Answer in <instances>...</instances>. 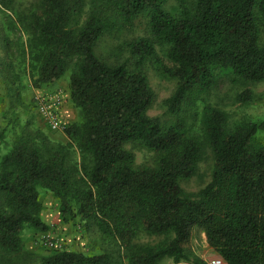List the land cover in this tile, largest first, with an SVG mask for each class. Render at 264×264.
Returning a JSON list of instances; mask_svg holds the SVG:
<instances>
[{
    "label": "trees",
    "instance_id": "obj_1",
    "mask_svg": "<svg viewBox=\"0 0 264 264\" xmlns=\"http://www.w3.org/2000/svg\"><path fill=\"white\" fill-rule=\"evenodd\" d=\"M169 1L0 0V259L24 255L27 228L49 230L43 189L58 201L64 223L95 224L127 264H209L192 248L198 230L224 264H264V118L230 128L226 111L205 104L197 133L184 116L223 76L264 82V0H175L176 13L164 8ZM140 17L148 36L124 44L132 61L111 64L96 53L111 29ZM156 45L168 47L170 64ZM148 59L176 80L163 101L174 120L148 114L156 101L143 70ZM69 70L78 120L63 143L34 114L22 121V90L26 80L41 89ZM252 97L246 90L238 100ZM134 146L154 152V164L138 165ZM207 150L211 180L188 192L182 182ZM140 233L163 239L138 243ZM115 252L61 249L32 264H116Z\"/></svg>",
    "mask_w": 264,
    "mask_h": 264
},
{
    "label": "rangeland",
    "instance_id": "obj_2",
    "mask_svg": "<svg viewBox=\"0 0 264 264\" xmlns=\"http://www.w3.org/2000/svg\"><path fill=\"white\" fill-rule=\"evenodd\" d=\"M31 1L33 0H18V4L26 5ZM164 8L173 13L178 12V5L175 0L169 1ZM147 29L148 25L145 17L136 19L131 26H117L103 36L96 47V53L111 64L120 62L129 63L132 60L124 44L138 37L148 36ZM260 43L264 44V24L261 26ZM167 50V46L156 45L157 56L165 63L170 64L167 57ZM143 70L156 95V101L148 111V114L152 117H158L162 122L174 120L166 113V107L163 105V101L174 93L176 89V80L163 74L158 69V64L154 59H148L143 66ZM70 73L71 70L57 82L60 85L57 86L59 89H56L61 90L64 95L61 107V118L67 126L78 120V111L69 100L68 82ZM49 90V86L41 89H34L29 85L27 80L24 81L22 99L23 103L28 105V107L24 112H21V119L25 121L30 115L34 114L37 120L35 124L41 125V128H43L54 140L66 143L68 141L67 136H64L63 133L57 135L58 132L56 133L49 130L36 110V93L48 92ZM246 90L251 91L253 95V99L250 103H244L238 100L239 94ZM66 93L67 95L65 98ZM2 95L3 89L0 83V131L5 126V120L2 114ZM205 104H210L226 111L229 115L230 128H233L243 121L259 122L264 118V82L252 83L241 80L236 83L227 76L221 77L216 87L208 95L201 98L195 105L188 106L187 108L189 109H186L184 112L185 119L189 126L197 133L201 132L200 111ZM133 151L136 155V163L138 165L154 164V152L139 146H134ZM75 155L76 158H78V153ZM212 171L213 160L210 151L207 150L206 156L200 162L196 174L190 179L182 182L183 188L188 192H198L210 182ZM40 194L43 203L42 219L49 226V230L46 232H38L34 229L27 228L24 232V255L18 258L0 259V264H21L23 262L32 264L40 261L43 256L50 255L55 250L61 249L84 254H99L115 250L117 251L115 252L116 264H127L123 249H120L118 253V246L103 235L95 224L90 223L84 227L83 224L80 226L81 224L78 222L75 224L64 223L62 220V213L59 211L58 201L46 190L42 189ZM42 234L49 235L51 239L57 243L56 247H47L40 244L38 237ZM162 239V236H151L146 233H140L135 241L138 243L156 244ZM192 248L198 256L208 263L212 259L218 258L207 244L205 235L201 230H198L196 236L193 238ZM160 264H174V261L171 258H166Z\"/></svg>",
    "mask_w": 264,
    "mask_h": 264
},
{
    "label": "built area",
    "instance_id": "obj_3",
    "mask_svg": "<svg viewBox=\"0 0 264 264\" xmlns=\"http://www.w3.org/2000/svg\"><path fill=\"white\" fill-rule=\"evenodd\" d=\"M63 94L61 90L36 93L35 106L37 113L52 132L65 133L67 124L61 118ZM40 244L47 247H56V242L47 234L38 237ZM209 264H224L219 258L212 259Z\"/></svg>",
    "mask_w": 264,
    "mask_h": 264
},
{
    "label": "crops",
    "instance_id": "obj_4",
    "mask_svg": "<svg viewBox=\"0 0 264 264\" xmlns=\"http://www.w3.org/2000/svg\"><path fill=\"white\" fill-rule=\"evenodd\" d=\"M60 84H58V83H54V84H52V85H50L49 87H50V90H52V91H54V90H56V89H59L57 86H59ZM66 95H67V93L65 94V98H66ZM64 96V95H63ZM62 107V106H61ZM57 133V132H56ZM60 133L58 132L57 133V135H59ZM65 136V135H64Z\"/></svg>",
    "mask_w": 264,
    "mask_h": 264
}]
</instances>
